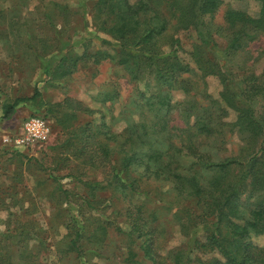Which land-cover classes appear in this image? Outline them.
Segmentation results:
<instances>
[{"label": "trees", "instance_id": "1", "mask_svg": "<svg viewBox=\"0 0 264 264\" xmlns=\"http://www.w3.org/2000/svg\"><path fill=\"white\" fill-rule=\"evenodd\" d=\"M257 1L256 17L229 10L224 27L206 21L221 0L93 1L94 28L118 44L114 57L97 51L101 56L93 60H113L127 75L131 91L117 112L116 84L93 97L102 107L66 95L47 108L62 132L52 146L60 163L66 167L77 160L103 175L101 180L82 181L88 193L77 214L72 201L76 194L57 185L60 198L52 196L51 201L63 216L65 233L62 246H57L62 257L73 254V264H81L84 242L108 246V238L121 237L126 253L120 264H142L135 248L150 264H264V243L252 241V236L264 235V66L256 68L264 49L256 56L248 49L264 36V0ZM51 16L45 13L44 18ZM212 26L226 38L222 49L213 39ZM178 30L196 34L189 63L177 53ZM57 58L59 72L43 71L55 82L73 71L66 64L69 57ZM207 76L218 78L219 98L207 92ZM175 90L188 99H173ZM40 95L35 86L30 96L1 100L0 120L12 118L23 102L39 111ZM230 111L235 117L228 121ZM120 122L124 126L118 129ZM233 135L238 142L228 150ZM48 141L34 150H44ZM104 190L108 196L97 195ZM83 205L92 210L113 206L127 230L115 219H81ZM165 214L185 241L164 254ZM8 237L14 238L4 235L0 240L5 250H0V264H12L11 253L1 245ZM89 260L85 258L87 264ZM33 262L31 256L28 264Z\"/></svg>", "mask_w": 264, "mask_h": 264}, {"label": "rangeland", "instance_id": "2", "mask_svg": "<svg viewBox=\"0 0 264 264\" xmlns=\"http://www.w3.org/2000/svg\"><path fill=\"white\" fill-rule=\"evenodd\" d=\"M94 0H0V101L13 99L18 96H30L34 87L40 90L38 103H42L39 111H35L29 102L20 103L14 116L8 120H0V240L4 235H12L1 244L11 253L12 264H28L33 256V264H73V254L61 256L57 253V246L61 247L65 228L62 225L63 216L57 214L51 197L58 200L60 192L57 185L75 193L74 213L87 197V189L82 181L101 180L103 175L96 170L86 168L71 160L66 167L59 161V154L52 146L61 136V130L54 126L52 117L47 114V108L64 96H70L84 104L99 108L102 104L93 97L97 92L117 86L119 98L114 102V111L117 112L129 92L131 84L122 68L109 58L100 57L95 63L94 57L117 54L118 44L107 34L97 31L92 23L90 9ZM134 2L135 0H129ZM58 3L62 8L55 5ZM43 4L45 6H43ZM61 10V11H60ZM241 11L247 16L256 17L259 12L257 0H221V4L213 17H206L211 25L225 26L227 11ZM52 18H44L45 13ZM64 12L63 15H61ZM212 36L219 49L226 43L223 35L213 32ZM174 37L179 39L177 53L183 60L190 62L189 51L197 37L193 30H178ZM44 39V41L40 40ZM41 45H43L41 47ZM177 45V44H176ZM249 51L253 56L264 49V36L250 43ZM97 51L101 55L97 56ZM69 57L66 64L68 70H73L66 78L58 81L49 79L43 72L49 69L50 73L59 72L57 57ZM80 57L75 66L72 59ZM192 65V63H191ZM264 66V59L258 60L257 71ZM207 92L214 98H219L221 85L215 76L205 77ZM193 96L195 93H191ZM175 100H186L188 96L180 90L172 92ZM200 102L203 101L199 98ZM32 113L45 117L51 126L50 140L44 150H12L13 147L3 143L5 135L19 133L24 119ZM235 114L230 111L226 120H233ZM80 117V120H84ZM124 126L120 122L118 129ZM238 140L230 136L228 150L235 147ZM23 149V150H21ZM60 163V164H59ZM69 173V174H67ZM81 181V182H80ZM104 191L97 195L108 196ZM51 193V194H50ZM77 201V202H75ZM66 203H63V207ZM81 206L80 218L89 217L115 219L119 225L127 230V225L120 216L114 213V207L98 206L96 210ZM83 213L85 216H83ZM86 217V218H84ZM169 215L161 216L166 222L167 246L169 248L180 245L185 241L178 226L168 223ZM21 233V234H20ZM16 235V236H15ZM257 245L264 243V235L252 236ZM108 246L86 245L81 264H87L85 258L90 259L88 264H120L123 263V248L121 237L107 239ZM121 247V248H120ZM0 250H4L0 247ZM136 259L142 264H150L143 260L138 250ZM5 251V250H4ZM99 253L95 256L93 253ZM196 251V250H195ZM4 253V252H3ZM6 253V252H5ZM201 256L203 254L195 252ZM208 256V255H207Z\"/></svg>", "mask_w": 264, "mask_h": 264}, {"label": "built area", "instance_id": "3", "mask_svg": "<svg viewBox=\"0 0 264 264\" xmlns=\"http://www.w3.org/2000/svg\"><path fill=\"white\" fill-rule=\"evenodd\" d=\"M51 128L48 121L39 115H30L23 120L19 133L5 135L3 143L13 148L36 149L49 139Z\"/></svg>", "mask_w": 264, "mask_h": 264}]
</instances>
